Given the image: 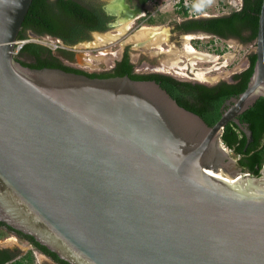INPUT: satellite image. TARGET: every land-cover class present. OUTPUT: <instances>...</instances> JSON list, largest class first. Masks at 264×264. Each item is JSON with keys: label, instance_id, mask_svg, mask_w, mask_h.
<instances>
[{"label": "water", "instance_id": "water-1", "mask_svg": "<svg viewBox=\"0 0 264 264\" xmlns=\"http://www.w3.org/2000/svg\"><path fill=\"white\" fill-rule=\"evenodd\" d=\"M32 1L0 0V220L70 264H264V163L221 139L264 97V0L253 73L212 126L155 80L22 65Z\"/></svg>", "mask_w": 264, "mask_h": 264}, {"label": "trees", "instance_id": "trees-1", "mask_svg": "<svg viewBox=\"0 0 264 264\" xmlns=\"http://www.w3.org/2000/svg\"><path fill=\"white\" fill-rule=\"evenodd\" d=\"M140 1L146 3L148 0ZM262 2L263 0H242L239 8L233 9L227 14L206 19H192L184 22L182 26L185 30L201 29L220 38L235 37L242 43H255ZM183 11L187 12V9L185 8ZM96 19H99L96 12L86 7L80 0H33L23 20L18 39H27L28 32H33L37 35H50L60 41L62 45L72 46L88 39L89 30L103 28V25L97 23ZM64 46L52 49L41 43L26 41L15 57L22 65L31 68H61L69 72L100 78L128 75L136 80H155L181 106L200 115L210 126L220 119L225 101L233 96H238L246 89L256 63V53L252 52L248 55L247 68L233 74L232 80H221L209 84L180 80L174 76L160 73H134L128 55H125L109 70L86 71L65 63V60L74 61L75 54L73 50ZM26 57L29 60L24 59ZM239 120L241 123L247 124L251 130V140L233 121L228 122L224 127L221 139L225 146L237 156L240 167L258 175L264 163V97L258 98L252 106L243 111ZM0 224L5 225V222L0 220ZM17 232L31 239L36 248L49 255L55 262L70 264L36 241L32 235L20 230ZM2 233L0 231V235ZM17 254L11 248L0 247V264H33V250H29L24 256L15 259ZM25 259L28 260L26 263Z\"/></svg>", "mask_w": 264, "mask_h": 264}, {"label": "rangeland", "instance_id": "rangeland-1", "mask_svg": "<svg viewBox=\"0 0 264 264\" xmlns=\"http://www.w3.org/2000/svg\"><path fill=\"white\" fill-rule=\"evenodd\" d=\"M177 1L179 0H151L146 4L147 14L131 24L133 27L129 30L121 32V27L107 29L101 34L100 32L98 34L94 33L91 39L80 41L91 42L97 40V45L64 46L61 44L65 48L73 50L75 54L74 61L65 60V63L82 67L88 71L109 70L113 65L114 57H119L124 46L128 45L132 60L137 63L136 69L138 71L148 70L147 65L158 60L161 67L171 70L172 73L182 78L209 84L227 80L235 71H242L247 66L248 55L255 51V43H242L239 39L233 37L222 39L216 35L190 34L171 40L165 37L160 43L155 44L151 43L148 38L141 36L140 30L142 29L150 27V29L157 28V30L162 31L163 28L174 25L176 20L180 21L185 14L179 13L180 9L177 8ZM180 1L185 3L183 7H187L188 13L186 15L189 17L219 16L239 8L242 4V0ZM192 35L194 37L190 39L189 37ZM27 39L43 45H47L48 41H58L49 35H37L33 32H28ZM193 40L194 42H192ZM194 43L197 44L196 52L206 54L209 59L198 57L192 59L193 53H189L188 49H193ZM24 59L27 60L28 58ZM200 71L206 72L204 78L197 76ZM231 155L235 160H238L232 151ZM236 164L238 165V162ZM0 242H4L0 243L1 247L14 249L16 253H25L30 248L28 243H24L13 235L1 234ZM33 254V264H42L47 259L36 250ZM26 261L28 260L25 259V263Z\"/></svg>", "mask_w": 264, "mask_h": 264}, {"label": "flooded vegetation", "instance_id": "flooded-vegetation-1", "mask_svg": "<svg viewBox=\"0 0 264 264\" xmlns=\"http://www.w3.org/2000/svg\"><path fill=\"white\" fill-rule=\"evenodd\" d=\"M80 1L86 7H88L89 9H92L94 12H96L97 17L100 19V20L96 19V22L101 23L103 25V28H101V29L89 30L88 39H91V38H93V35L95 32L101 33L107 29H115L116 27H121L120 28L121 32L129 30L130 28L133 27L131 24H134L138 19L143 18V16L147 14L148 9L146 8L147 7L146 4L149 3L151 0H148L146 3H142L140 0H122V2L120 0H104V1L100 0V1H95V2L94 1H88V0H80ZM176 4L178 5L177 8L180 9L179 13L180 14L184 13L185 16L184 17L182 16L180 21L176 20L174 22V25L169 26V28H163L162 29V30H164V29L166 30V35H167L166 37L168 38V40H171L172 38H176V37L180 38V36L182 37V35L185 36V35H190V34L215 35L211 32H207V31L201 30V29L185 30L182 26V24L184 22L192 20V19H196V20L197 19H206L209 17H194V16L189 17L186 15L188 12L183 11L185 8L187 9V7H185V6L183 7V4H185V3H183V1H177ZM125 24L127 25V27H125L126 26ZM123 28H125V30H123ZM193 37H194V35H192L189 38L192 39ZM233 38H235V37H233ZM222 39H224V38H222ZM192 42H194V40ZM193 45H194V46H192L193 49H197L196 48L197 44L194 43ZM125 55H128L129 61L133 65V72L134 73H139V74L160 73V74L174 76L180 80H187V81H191V82H200L197 80L185 79V78H182L181 76H178V75L172 73L171 70H167V69L161 67L159 65L158 60H155V62H151L150 64H148L147 65L148 70L138 71L136 69L137 63L132 60L130 47L128 45L124 46L119 57H117V56L114 57V59L112 61L113 65L111 66V68L113 66H115L117 64V62L121 61ZM247 60H248V62H247V66H248L249 58ZM247 66L244 67V69L247 68ZM79 68L84 69L82 67H79ZM84 70H86V69H84ZM86 71H88V70H86ZM102 71H104V70H102ZM90 72H93V71H90ZM96 72H100V71H96ZM228 106L229 105L227 104V101H225V103L222 106V109L225 110ZM240 115L241 114H239L237 116L238 119H239ZM242 126H243L242 131H244L246 133V135H248L246 130H245V129H248L247 124L242 123ZM236 163H237V160H236ZM9 227H11V226H9V225L6 226V223H5V225L0 224V231L3 232L2 235H13L17 239L23 241L24 243H28L30 245V248H28V250H26L25 253H21V252L18 253L15 259H18V258L24 256L29 250H33V253L36 250L47 258L42 264H59V263L55 262L49 255H47L44 252H41L38 248H36V246H34V244H33L34 242L31 239L19 234L15 228H13V227L9 228ZM0 243H4V242H0ZM11 250H13L15 252L14 249H11Z\"/></svg>", "mask_w": 264, "mask_h": 264}, {"label": "bare ground", "instance_id": "bare-ground-1", "mask_svg": "<svg viewBox=\"0 0 264 264\" xmlns=\"http://www.w3.org/2000/svg\"><path fill=\"white\" fill-rule=\"evenodd\" d=\"M123 30H125V28H123ZM140 32H141V36L148 38L149 41H151V43H155V44L160 43V41L161 40H164V38L167 36L166 35V30L160 31V30H157V28L156 29H152V28L150 29V27H149L148 29H142V30H140ZM55 42H57V41H55ZM188 52L189 53H193V56L191 55L192 56V59H195L196 57L201 58V59H209V57L206 54H203L201 52L200 53H197L195 49H192V48L190 49L189 48L188 49ZM205 75H206V72H204V71H202V72L200 71V72L197 73V76L199 78H204ZM217 175L222 176V177H225L229 181H237L236 178H235V176H233L234 173L227 174L225 172L220 171V172L217 173Z\"/></svg>", "mask_w": 264, "mask_h": 264}, {"label": "built area", "instance_id": "built-area-1", "mask_svg": "<svg viewBox=\"0 0 264 264\" xmlns=\"http://www.w3.org/2000/svg\"><path fill=\"white\" fill-rule=\"evenodd\" d=\"M28 41V39H17L15 44H14V55H16L18 53V51L20 50L21 46L26 42ZM47 46H49L50 48L52 49H56L58 47H61V43L60 41H57L54 43V41H48V44Z\"/></svg>", "mask_w": 264, "mask_h": 264}]
</instances>
